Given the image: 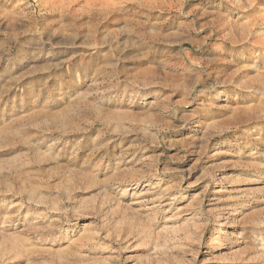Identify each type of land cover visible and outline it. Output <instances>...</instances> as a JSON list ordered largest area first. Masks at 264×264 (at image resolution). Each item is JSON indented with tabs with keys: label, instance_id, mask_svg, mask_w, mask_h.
<instances>
[{
	"label": "rangeland",
	"instance_id": "1",
	"mask_svg": "<svg viewBox=\"0 0 264 264\" xmlns=\"http://www.w3.org/2000/svg\"><path fill=\"white\" fill-rule=\"evenodd\" d=\"M0 264H264V0H0Z\"/></svg>",
	"mask_w": 264,
	"mask_h": 264
}]
</instances>
